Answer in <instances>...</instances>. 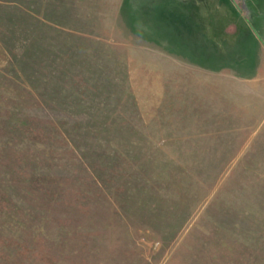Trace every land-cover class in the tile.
<instances>
[{
	"label": "rangeland",
	"instance_id": "1",
	"mask_svg": "<svg viewBox=\"0 0 264 264\" xmlns=\"http://www.w3.org/2000/svg\"><path fill=\"white\" fill-rule=\"evenodd\" d=\"M153 1L0 0V264H264V0Z\"/></svg>",
	"mask_w": 264,
	"mask_h": 264
},
{
	"label": "crops",
	"instance_id": "2",
	"mask_svg": "<svg viewBox=\"0 0 264 264\" xmlns=\"http://www.w3.org/2000/svg\"><path fill=\"white\" fill-rule=\"evenodd\" d=\"M222 1L224 0H221V3ZM126 6H128V4ZM133 6L136 7L135 5ZM186 9L187 8L184 7V0L153 1V6L151 9L153 26L156 32H159V37L166 39L169 47L178 48L180 45H182L180 43H183V47L189 51H194V49L206 51L208 50V48L215 47V45H213V43H211L210 41L209 44L206 43V38L208 37V34L205 33L206 30L202 29V27L199 26V21L197 22V24H195V26L194 24H192L190 18L187 17ZM136 10L139 9L137 8ZM223 20L228 24H234L238 19H225V17H223ZM219 22L220 21H214V23H216V28L217 26H219ZM214 23L212 22V27L215 26ZM215 33L217 32L215 31ZM222 33L224 35L221 36L222 38H224L225 32H223V30ZM214 37L216 36L213 35V38ZM227 37H234V34H229V36Z\"/></svg>",
	"mask_w": 264,
	"mask_h": 264
},
{
	"label": "trees",
	"instance_id": "3",
	"mask_svg": "<svg viewBox=\"0 0 264 264\" xmlns=\"http://www.w3.org/2000/svg\"><path fill=\"white\" fill-rule=\"evenodd\" d=\"M236 2V0H234ZM238 6V5H237ZM238 8L240 9V11H243V9L241 7L238 6Z\"/></svg>",
	"mask_w": 264,
	"mask_h": 264
}]
</instances>
